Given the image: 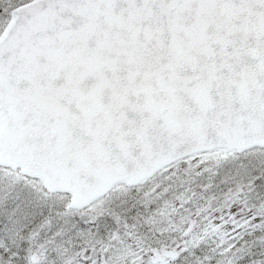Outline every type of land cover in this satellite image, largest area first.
Masks as SVG:
<instances>
[{"label":"snow or ice","instance_id":"obj_1","mask_svg":"<svg viewBox=\"0 0 264 264\" xmlns=\"http://www.w3.org/2000/svg\"><path fill=\"white\" fill-rule=\"evenodd\" d=\"M0 264H264V0H0Z\"/></svg>","mask_w":264,"mask_h":264}]
</instances>
